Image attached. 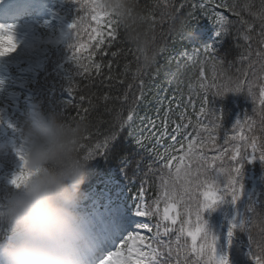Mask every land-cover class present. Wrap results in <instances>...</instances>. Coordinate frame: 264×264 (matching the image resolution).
<instances>
[{
    "label": "trees",
    "instance_id": "trees-1",
    "mask_svg": "<svg viewBox=\"0 0 264 264\" xmlns=\"http://www.w3.org/2000/svg\"><path fill=\"white\" fill-rule=\"evenodd\" d=\"M65 1L69 20L72 24L76 19L77 27L70 29L62 45L50 50L30 87L45 115L56 114L64 122L86 126L75 149L77 158L88 165L83 185L86 196L108 179L122 175L131 194L143 187L154 213L151 220L159 230L168 229L160 233L159 242L153 238L147 241L158 249L159 264H208L203 260L205 255L192 251L191 238L180 232L184 217L176 225L165 220L158 224L162 205L169 201L178 204L181 216L198 207L205 220L216 218L214 233H210L218 237L217 254H226L229 264H256L257 258L264 261V225H251L250 231L237 227L231 237L228 235L233 224L264 217V160L242 161L238 181L243 192L239 200L233 202L224 194L225 200L205 210L203 197L205 191H223L239 166L232 159L237 149L251 152L250 141H254L257 154L264 151V0H223L224 33L216 37L209 51L201 47V58L182 75L184 116L180 118L178 109H171L175 120L185 122L184 133L190 141L189 150L183 148L186 161L171 170L133 144L131 126L122 122L133 112L149 107L154 87L165 82L173 65V46L181 33L199 26L202 13L210 7L202 6L199 0H135V10L146 18L142 28L155 36L156 54L149 65L154 48L131 42V27L119 17L110 12L115 40L104 36V44L97 47L92 31L93 1ZM77 43L88 45L79 52L84 67L71 59L72 45ZM90 54L91 59H85ZM237 83L243 85L239 93L231 91ZM20 109L25 115L18 123L27 127L26 109ZM112 136L115 139L107 148L97 149ZM4 188L9 187L0 183V189ZM8 206L0 211L5 214L4 228L12 236ZM191 212L195 216V211ZM219 212L223 213L220 218ZM195 225L196 221L193 228ZM202 243L198 238L197 247Z\"/></svg>",
    "mask_w": 264,
    "mask_h": 264
},
{
    "label": "clouds",
    "instance_id": "clouds-1",
    "mask_svg": "<svg viewBox=\"0 0 264 264\" xmlns=\"http://www.w3.org/2000/svg\"><path fill=\"white\" fill-rule=\"evenodd\" d=\"M99 6L131 27V42L154 48L150 65L155 36L142 28L146 18L135 10V0H103ZM86 130L84 124L64 122L56 114L30 119L25 130L27 166L40 171L12 191L8 216L13 236L0 243V264H92L97 233L79 211L88 165L75 151ZM251 225H264V217H253Z\"/></svg>",
    "mask_w": 264,
    "mask_h": 264
},
{
    "label": "rangeland",
    "instance_id": "rangeland-1",
    "mask_svg": "<svg viewBox=\"0 0 264 264\" xmlns=\"http://www.w3.org/2000/svg\"><path fill=\"white\" fill-rule=\"evenodd\" d=\"M63 1L65 0H39L35 6L36 11L33 17L9 21L8 18L10 10L12 9L8 10L5 5V0H0V24L14 25L15 36L18 42V48L14 53L0 58V93H3V101H5L4 103L6 105V107L1 110L0 115V159L6 161L5 164L0 163V182L5 183L8 187H10V185H8V181L12 178L14 173L20 170L21 161L18 158V150H25L26 148L25 138L19 136L20 133L17 129V120L19 115L15 114L14 111L7 109L9 106L13 107V103L16 104L20 101L19 96L21 93L11 91V84L17 83L19 84V87H25L27 85V81L31 79L34 80V73L42 68L49 51L52 48H56L66 40L70 30V24L67 19L68 13L66 5L61 3ZM93 1L95 5L103 3L102 0ZM201 4L208 7L210 6V10L202 13V17L204 19L202 26L190 33L185 39V43L190 44V50H188L189 53L183 49L184 46H182V44H178L173 49L171 52V59L174 61L182 62V60L188 56L190 59L194 60L197 55L199 42L197 39L202 38V35H204L203 39L205 40L209 37L212 38L215 31L218 29L217 18L221 15L225 2L223 0H206V2L203 0ZM16 8L13 9L17 10L18 8ZM102 11L105 10L102 9ZM93 15H95V12ZM109 20H112L111 13L104 16L99 23L94 20L93 21L95 22L96 28L101 33H106L109 31V26L107 24ZM38 21H42L43 24H40ZM19 65H24L19 76L12 77L5 72L6 68ZM172 73L174 75L175 72ZM24 96L25 99L23 100L25 101L26 106H29V103L26 101L30 99V95L24 94ZM19 103L22 102L20 101ZM32 108H34L35 111L37 110L35 114L30 112L33 116L42 114L37 105H33ZM183 159H181V161L179 160L180 164L174 163V165L180 167L184 162ZM118 183L119 182L108 181L106 184V189H108L107 192H100V194L97 192L92 195H88L84 200V203L79 205V211L86 216L99 213L100 217H105V215L109 216V212L114 209L122 212L126 210L127 208H125V204L129 200L125 198V193L121 191ZM167 203L162 205L160 213L161 222L163 221V209L166 207ZM99 210L101 212H98ZM172 210H175V208ZM177 214L179 217L181 216L180 210L177 211ZM115 217L116 216L114 214L111 216L113 222L115 221ZM133 217H135V215L132 216V218ZM181 217H184L182 221L184 224H186L189 228H193L195 220L190 216V214L185 212ZM139 218L144 223L149 224L146 217ZM122 228H125V226L122 225L118 229H115L117 230V234L114 229L111 230V234L115 233V235L111 236L113 241L107 247H112L109 251H116L119 249V245L123 243L124 248L122 251L127 254L129 248L140 247L141 242L138 240L134 243L132 241H126V237L131 231L123 233L124 231H121ZM140 230L141 231H138L139 234L144 237L149 234V230L147 229ZM95 239L99 240L97 234ZM106 254L107 252H105V255Z\"/></svg>",
    "mask_w": 264,
    "mask_h": 264
},
{
    "label": "snow or ice",
    "instance_id": "snow-or-ice-1",
    "mask_svg": "<svg viewBox=\"0 0 264 264\" xmlns=\"http://www.w3.org/2000/svg\"><path fill=\"white\" fill-rule=\"evenodd\" d=\"M100 4L95 5L93 11L95 15L91 18L92 20L96 21L97 23L100 20L110 13L102 11V8L99 6ZM115 23L112 20L107 22L109 26V31L106 33H101L98 29H93L94 38L97 40V47L99 45L104 44V36H107L110 40H115L116 38V30L111 28V25ZM226 25L225 18L220 15L217 18V36H220L224 33ZM77 27V20L75 19L72 24L69 25L70 29H75ZM79 39V37H77ZM18 42L15 36V26L11 24H0V58L8 56L14 53L17 49ZM88 45L84 43H77L72 45L73 55L71 59L75 61L78 66L84 67V65L80 64V60L82 59L79 56L80 50L86 49ZM210 46H205V52L209 51ZM85 59H91V54L89 57ZM98 67V66H97ZM86 70V69H85ZM243 85L241 83H237L231 91L235 93H239L242 89ZM261 104H264V90L261 91ZM133 119L132 115L130 114L127 117V121H123L122 123H127ZM166 128V125H165ZM177 133L180 131V125H177L176 128ZM166 134V132H165ZM115 139L114 136L109 137L105 140L102 145H97V149L100 148H107L109 145L110 140ZM141 141L137 140V144H140ZM251 143V152H241L239 149L236 150L235 154L232 156V159L236 161L239 165L238 167L234 168V174L232 178L227 181L222 192L218 190L212 191H205L203 193V197L206 201L204 204V209L208 210L214 208L217 204H219L224 199V194H229L230 198L233 202L240 199L242 192H243V185L239 183L238 177L241 173V169L243 167L242 161L244 160H254L259 158L264 160V151L259 152L257 154V145L254 141H250ZM18 158L21 161L20 170L13 174L12 178L8 181L9 188L0 189V210L4 209L6 204L10 201L11 194L13 190H20L22 186L26 184V182L33 176L39 173V169L32 170L29 169L27 166V158L24 149L18 150ZM163 159V158H162ZM167 166V165H166ZM11 190V191H10ZM144 190L143 187L141 188L140 196L138 200L140 201L137 203L135 216L136 217H146L151 216L154 213L152 212L151 208L144 203L143 199ZM175 207V205H169L163 209V217L162 219L165 221H171L172 224H176V219L174 216H170V211ZM158 211V209H157ZM193 210H190V212ZM195 218H196V225L194 228H189L186 232V236L191 238L192 241V251L196 252L201 255H205L208 257V264H229V258L225 255H218L217 254V242L218 237L213 235L207 230V222L205 218H202L199 208L197 207L195 210ZM4 212L0 211V243L7 241L8 239L12 238L7 233V230L4 228ZM241 228L242 230L250 231L251 223H241L240 225L233 224L232 230L229 231L228 235L231 237L233 235V231L237 228ZM93 228L95 229L99 241H100V251L97 255L94 253L92 264H159L157 260L158 249L154 248L152 244H144L146 237L139 234V232H129L126 241H140V247H132L128 249L127 254H125L122 249L124 248V244L119 245V249L116 251H108L106 255H102L107 246L113 241V238L109 235L108 230L106 227L101 228L99 225L93 224ZM136 229H147L151 231V227L148 223H144L141 220L137 221ZM165 233H167L168 229L165 228ZM183 226L180 229L181 233H184ZM160 235L159 225L156 226V233L153 236V239L159 242L158 238ZM118 237V236H117ZM116 237V238H117ZM201 239L203 243L197 247V240ZM144 248H148L149 251L145 252ZM102 256V258H101ZM256 264H264V261L259 260L257 258Z\"/></svg>",
    "mask_w": 264,
    "mask_h": 264
},
{
    "label": "bare ground",
    "instance_id": "bare-ground-1",
    "mask_svg": "<svg viewBox=\"0 0 264 264\" xmlns=\"http://www.w3.org/2000/svg\"><path fill=\"white\" fill-rule=\"evenodd\" d=\"M6 5L8 7H11V6H14L16 5V3H6ZM100 217H97V215H94L92 218H91V221L93 222V224H96V225H99L101 228H108L109 226L112 225L113 221L111 219H108L107 221L106 220H101L99 219ZM137 220V219H135ZM132 229H135V230H138L136 229V227H133Z\"/></svg>",
    "mask_w": 264,
    "mask_h": 264
},
{
    "label": "water",
    "instance_id": "water-1",
    "mask_svg": "<svg viewBox=\"0 0 264 264\" xmlns=\"http://www.w3.org/2000/svg\"><path fill=\"white\" fill-rule=\"evenodd\" d=\"M170 214H171V216H174L175 217V210H172L171 212H170ZM176 218V217H175Z\"/></svg>",
    "mask_w": 264,
    "mask_h": 264
}]
</instances>
